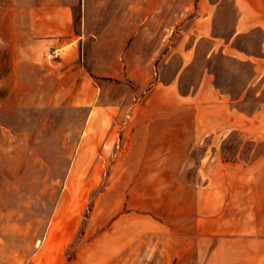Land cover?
<instances>
[{"label": "rangeland", "instance_id": "1", "mask_svg": "<svg viewBox=\"0 0 264 264\" xmlns=\"http://www.w3.org/2000/svg\"><path fill=\"white\" fill-rule=\"evenodd\" d=\"M90 1L0 0V264H264V76L248 86V62L220 53L206 59L211 43L201 40L179 90L209 67L223 92L246 96L233 117L211 115L190 132L188 156L172 177L148 178L125 160V110L139 96L133 85L93 79L81 62L75 74L60 75L67 65L44 59L55 44L27 35L56 13L63 18L65 8L73 18L66 48L79 42L84 12L156 28L158 39L173 22L163 39L167 49L174 41L173 54L157 67L167 81L197 38V18L213 14V33L228 41L233 0ZM233 46L264 55V35L253 30ZM92 103L119 111L96 117L102 128L91 129Z\"/></svg>", "mask_w": 264, "mask_h": 264}, {"label": "crops", "instance_id": "2", "mask_svg": "<svg viewBox=\"0 0 264 264\" xmlns=\"http://www.w3.org/2000/svg\"><path fill=\"white\" fill-rule=\"evenodd\" d=\"M233 2L237 17L228 41L213 33V14L197 18L192 29L197 38L191 46L183 48L182 68L176 77L167 81L161 80L157 67L162 62V56L167 60L173 54L174 41L169 39V49L167 42H163V39L168 41L173 32V22L166 28V38L158 39L160 34L156 28L141 27L136 22L127 26L129 24L125 20L113 21L108 14L103 13L88 18L84 12L80 18V32L76 35V41L79 42H71L70 47L66 48L68 44H63L65 40H71L69 36L73 30V18L70 10L65 8L68 12L62 15L63 18L56 13L43 21L42 25L32 30L30 28L28 41H52L56 46L50 48L66 49L64 58L58 64L64 63L67 68L60 75L75 74L71 69L81 62L87 66L88 74L93 79L118 85L132 84L139 96L128 111L125 110V115L129 116L124 122V127L129 128V152L125 160L133 163L137 172H146L145 177L154 178L159 172L166 171H170L172 177L174 165L188 156L186 151L192 140L190 132L204 129L200 125L209 121L211 115L213 118L223 114L233 117V104L246 96L244 91L237 98L223 92L217 85L215 73L209 67L201 71L196 85L189 91L182 93L179 90L181 76L193 63L200 41L211 43L206 59L220 53L237 62H248L251 67L248 86L264 76V55L251 56L233 46L237 37L250 34L253 30H259L264 35V0ZM89 24L98 27L89 28ZM148 30L150 37L146 38L144 35L148 34ZM152 35H155L154 39H151ZM4 46L8 48V43H4ZM137 68H142V77H137ZM101 91L103 93V89ZM118 111L111 104L100 108L92 103L87 125L99 130L102 127L96 117L111 118Z\"/></svg>", "mask_w": 264, "mask_h": 264}, {"label": "built area", "instance_id": "3", "mask_svg": "<svg viewBox=\"0 0 264 264\" xmlns=\"http://www.w3.org/2000/svg\"><path fill=\"white\" fill-rule=\"evenodd\" d=\"M65 52L64 48H49L44 53V59L47 62H57L64 58Z\"/></svg>", "mask_w": 264, "mask_h": 264}]
</instances>
